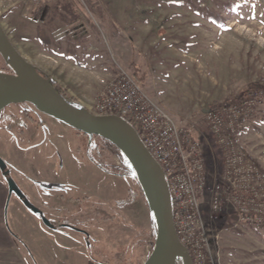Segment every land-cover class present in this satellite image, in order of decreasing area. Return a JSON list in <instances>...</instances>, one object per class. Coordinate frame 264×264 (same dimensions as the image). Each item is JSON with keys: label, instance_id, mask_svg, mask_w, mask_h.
<instances>
[{"label": "rangeland", "instance_id": "1", "mask_svg": "<svg viewBox=\"0 0 264 264\" xmlns=\"http://www.w3.org/2000/svg\"><path fill=\"white\" fill-rule=\"evenodd\" d=\"M0 21L21 54L92 113L110 80L121 71L133 75L201 141L209 188L221 182L224 158L205 117L195 126L193 116L252 96L256 102L240 142L264 172V91H247L250 83L264 86V0H0ZM0 71L12 73L1 53ZM214 103L220 105L211 109ZM94 142L105 156L87 135L31 103L0 111V158L6 166L0 179L42 212L27 208L17 194L8 199V229L34 243L28 246L34 264H55L36 256L42 239L66 251L67 264H143L154 248L152 217L136 235L118 208L130 190L144 197L132 165L110 141ZM209 188L204 220L219 233L213 249L221 263L264 264V225H236L226 203L212 213ZM103 205L113 219L99 210ZM32 223H40L42 232L31 229ZM135 239L142 248L132 251Z\"/></svg>", "mask_w": 264, "mask_h": 264}, {"label": "built area", "instance_id": "2", "mask_svg": "<svg viewBox=\"0 0 264 264\" xmlns=\"http://www.w3.org/2000/svg\"><path fill=\"white\" fill-rule=\"evenodd\" d=\"M255 102L252 96L231 100L205 116V126L224 158L221 182L213 188L208 187L201 141L157 105L129 72L121 71L110 80L95 104V114L132 117L140 125L141 139L165 171L177 234L193 264H222L220 253L213 249L219 233L213 234L204 220L203 194L207 188L211 190L212 213L226 203L236 225H264V172L240 142Z\"/></svg>", "mask_w": 264, "mask_h": 264}, {"label": "water", "instance_id": "3", "mask_svg": "<svg viewBox=\"0 0 264 264\" xmlns=\"http://www.w3.org/2000/svg\"><path fill=\"white\" fill-rule=\"evenodd\" d=\"M0 53L13 70V73L0 71V111L10 104L31 103L40 111L87 134L90 139L100 136L114 144L132 165L156 222L155 246L143 264H193L189 250L177 234L165 171L146 147L136 128L119 115L94 114L84 106H76L68 101L52 84V78L42 75L40 68L20 53L1 21ZM203 111L209 112L208 109ZM0 167L3 170L6 167L1 158ZM9 190L12 195L15 187L11 182ZM16 194L27 208L42 213L22 194Z\"/></svg>", "mask_w": 264, "mask_h": 264}, {"label": "crops", "instance_id": "4", "mask_svg": "<svg viewBox=\"0 0 264 264\" xmlns=\"http://www.w3.org/2000/svg\"><path fill=\"white\" fill-rule=\"evenodd\" d=\"M77 26H82L81 23ZM133 198L132 200L123 199L119 202L118 208L122 209L125 214H127L130 223L136 226L135 230H131L134 234L137 235L138 230L141 232L142 229L146 226L147 222L150 219V216L153 220L152 212L150 211V208L148 206V202L144 197H142L141 193L134 190L133 191ZM10 197L9 190L4 183L0 179V264H34L32 261V256L28 250V246L32 245L34 246L33 242H25L24 240H21L17 236H15L9 229L7 224V218H6V210L8 205V199ZM104 206V205H103ZM99 210L104 211V214H109V218L114 217L113 211H109L105 206H99ZM106 208V209H105ZM111 215H113L111 217ZM102 221H100L101 223ZM109 221H106V223ZM30 228L38 231L39 233L42 232V225L40 223H32L29 224ZM116 232V236L119 238L121 232H118L117 229L114 230ZM120 233V234H119ZM6 234L8 237H6ZM134 236H132L133 238ZM136 237V236H135ZM36 247V246H35ZM40 247V248H39ZM39 247H38V254L36 256L43 262L48 263H55V264H67V261L71 260L68 253L64 251L63 249L54 248V244L52 240L42 239L39 240ZM141 244H139L138 241L133 243L132 245V251L133 249H140ZM41 251V252H39ZM137 251V250H136ZM81 264L84 263V260H81ZM90 264V263H89Z\"/></svg>", "mask_w": 264, "mask_h": 264}, {"label": "trees", "instance_id": "5", "mask_svg": "<svg viewBox=\"0 0 264 264\" xmlns=\"http://www.w3.org/2000/svg\"><path fill=\"white\" fill-rule=\"evenodd\" d=\"M85 1H87L88 3H90L91 2V0H85ZM176 1H179V2H183V1H188V2H190V1H192V0H176ZM81 18H83L84 20H86V22H88V17L85 15V14H83L82 15V17ZM80 19V18H79ZM86 22H82L81 24L82 25H84ZM8 66V69H9V71H13L12 70V68L9 66V65H7ZM40 71H41V73H42V75H44V76H46V77H48L49 75L43 70V69H40ZM51 77V76H50ZM52 78V77H51ZM52 80V84L56 87V89L68 100V101H70L71 103H73L74 105H76V106H81V104H77L74 100H73V98H70V96L68 95V93H67V91L64 89V88H62L53 78L51 79ZM252 89H254V90H260V91H264V86H262V85H260V84H257V83H250L249 85H248V88H247V91L248 90H252ZM220 104L219 103H214L212 106H211V109H213V108H217L218 106H219ZM205 113L203 112V109H201L200 111H197L196 113H195V115L193 116V120H192V122H193V124L196 126H200V124L202 123V121H203V118L205 117ZM132 126H134L135 128H136V130L138 131V133L139 134H141V128H140V125L132 118V117H126L125 118ZM81 133H83V132H81ZM83 134H85V133H83ZM85 135H87V134H85ZM87 137H88V139L90 140V142L91 143H93L94 144V148H95V150H96V152H98L99 154H100V156H105V151L102 149V148H100V146L98 145L97 146V144L94 142V139H96V138H101L100 136H93L91 139H90V137L87 135ZM101 166H102V168L105 170V171H109V172H113V173H115V174H117V175H123L122 173H118V172H116V171H114V170H110L109 168H107V167H105L103 164H101ZM135 177L137 178V175H135ZM138 179V178H137ZM138 184H139V186H140V188H141V190H142V187H141V185H140V183H139V181H138ZM143 191V190H142ZM133 191L132 190H130V193H129V196H128V198L127 199H130V200H132V198H133ZM153 221H154V224L156 225V222H155V219L153 218ZM11 231V230H10ZM12 232V231H11ZM15 236H17L14 232H12Z\"/></svg>", "mask_w": 264, "mask_h": 264}, {"label": "flooded vegetation", "instance_id": "6", "mask_svg": "<svg viewBox=\"0 0 264 264\" xmlns=\"http://www.w3.org/2000/svg\"><path fill=\"white\" fill-rule=\"evenodd\" d=\"M10 72L13 73V71H10ZM4 173H5V171H4ZM8 190H9V185H8ZM9 194H10V190H9ZM13 194H16V191H15V190L13 191L12 195H13Z\"/></svg>", "mask_w": 264, "mask_h": 264}]
</instances>
